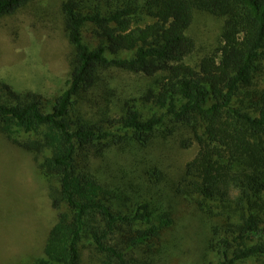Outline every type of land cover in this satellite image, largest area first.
I'll return each instance as SVG.
<instances>
[{
    "label": "trees",
    "instance_id": "trees-1",
    "mask_svg": "<svg viewBox=\"0 0 264 264\" xmlns=\"http://www.w3.org/2000/svg\"><path fill=\"white\" fill-rule=\"evenodd\" d=\"M31 1L0 0V16ZM197 10L223 23L215 53L193 60L187 31ZM63 11L73 52L51 108L0 84V133L32 155L56 212L31 264H80L84 237L101 264H163L170 213L155 216L147 201L122 208L92 160L126 140L147 145L166 122L189 128L198 147L176 191L213 221L217 264H264V0H67ZM87 26L95 47L83 39ZM111 67L154 79L144 96L153 115L132 98L104 119L77 114L81 96Z\"/></svg>",
    "mask_w": 264,
    "mask_h": 264
},
{
    "label": "rangeland",
    "instance_id": "rangeland-1",
    "mask_svg": "<svg viewBox=\"0 0 264 264\" xmlns=\"http://www.w3.org/2000/svg\"><path fill=\"white\" fill-rule=\"evenodd\" d=\"M66 1L33 0L12 15L0 16V84L20 95L39 96L47 108L66 88L69 78L73 49L64 24ZM149 20L144 16L142 22ZM222 23L221 17L211 13L194 12L187 31L195 43L193 60L215 53ZM90 30V26L85 28L83 39L95 47L100 41ZM102 73L95 87L81 96L78 115L104 119L122 112V103L131 98L143 115L154 114V103L144 99L149 88H154L153 78L113 67ZM191 136L186 126L166 122L147 145L126 140L92 160L98 179L111 186L122 208L147 201L155 216L170 213L174 223L164 232L159 247L163 264L218 261L210 247L213 221L193 198L176 191L186 163L198 151L195 143L190 144ZM47 188L32 155L0 133V264H31L41 257L56 219ZM80 264H101L86 237L80 243Z\"/></svg>",
    "mask_w": 264,
    "mask_h": 264
}]
</instances>
